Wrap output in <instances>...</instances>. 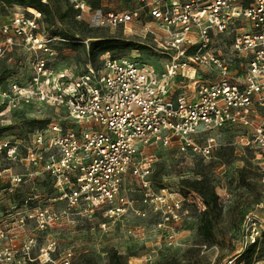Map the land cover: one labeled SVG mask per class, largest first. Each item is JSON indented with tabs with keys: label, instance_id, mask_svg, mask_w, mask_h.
<instances>
[{
	"label": "built area",
	"instance_id": "1",
	"mask_svg": "<svg viewBox=\"0 0 264 264\" xmlns=\"http://www.w3.org/2000/svg\"><path fill=\"white\" fill-rule=\"evenodd\" d=\"M69 1L75 18L86 24L138 25L151 36L146 45L166 62L158 68L104 54L98 66L88 58L81 71L58 68L41 53L58 55L52 40H69L42 28V11L17 6L0 16V58L19 50L31 54L26 83L11 73L0 84V114L31 103L57 110L24 149L18 138L0 137V196L8 195L10 206L0 226V264L39 259L32 255L36 237L62 227L68 211L86 218L99 211L104 227L122 222L130 211L145 217L148 209L155 215L156 244L161 239L166 247L179 244L189 209L204 211L206 201L193 190L183 194L154 187L152 147L210 159L219 147L211 132L238 125L247 130L246 143L252 140L264 157V122L255 118L264 110V0H127L131 7L117 5L124 0ZM230 32V53H225L220 43ZM16 161L27 169L17 171ZM40 172L50 180L53 199L66 201L65 209L27 205L30 197L14 199L18 187ZM127 177L141 189L143 206L135 207L129 198ZM126 230L136 239L146 238L142 225ZM262 232L246 231L240 249L209 264H264V258L244 260ZM53 246L50 242L39 250L48 256Z\"/></svg>",
	"mask_w": 264,
	"mask_h": 264
},
{
	"label": "rangeland",
	"instance_id": "2",
	"mask_svg": "<svg viewBox=\"0 0 264 264\" xmlns=\"http://www.w3.org/2000/svg\"><path fill=\"white\" fill-rule=\"evenodd\" d=\"M59 13L66 11L68 0H50ZM120 7H131L127 0L117 3ZM13 4L4 9V13L14 10ZM57 22L48 25L44 20L42 28L49 35L61 36L59 33L66 27L68 31L80 35L81 42L74 48L71 43L59 39L52 40L50 47L60 54H41L50 58V62L58 68L72 67L76 71L83 70L81 63L88 60V46L92 40L106 38L110 48L104 52H95L91 58L98 66L104 54L126 56L131 59L151 63L158 68L163 67L166 60L157 55V51L146 45L151 36H144L141 28L133 24L115 28L95 25L82 26L69 13ZM234 32L222 35L223 51L230 53V43ZM73 38V36L71 37ZM83 40H87L84 42ZM154 45V44H152ZM225 45V46H224ZM159 48L158 46H153ZM28 51H14L0 58V76L13 74V79L26 83L31 69L28 64ZM240 66L243 63H239ZM240 70V69H239ZM241 72V70H240ZM56 109L40 103H31L23 107L0 114V137H15L22 141V149L30 144L33 132L39 129L38 120H46L55 116ZM1 112V107H0ZM257 120L264 122V110L257 111ZM217 139L218 149L210 159L201 158L191 153H177L163 146L150 148L155 154L152 180L154 187L166 186L172 190L189 189L191 181L204 177L215 188L216 202L208 203L206 210L213 221L214 240L203 241L198 234V225L202 211L190 208L184 217L182 240L171 247L164 246V239L157 242V231L154 228L155 215L147 209L145 217H137L130 211L122 222L102 226L104 220L101 212L92 218L71 214L64 225L53 231L44 232L37 238V248L32 255L40 256L30 264H57L68 260L69 264H209L220 262L234 254L243 246L246 231L255 227L264 231V157L257 153L253 141L249 139L247 130L238 125H226L211 132ZM17 171H25L27 165L21 161L13 163ZM41 173V172H40ZM20 185L15 200L29 198L30 204H44L56 209L66 208L65 200H54L56 193L45 174ZM126 192L135 207L141 203L142 191L134 179L127 177ZM0 196V226L10 206L8 195ZM142 225L146 238L136 239L127 233L126 226ZM54 243L52 250L44 255L39 250L43 245ZM155 249L156 251H152ZM170 251L169 253H167ZM260 251L254 253L258 258ZM264 258V257H263ZM47 260V261H46Z\"/></svg>",
	"mask_w": 264,
	"mask_h": 264
},
{
	"label": "trees",
	"instance_id": "3",
	"mask_svg": "<svg viewBox=\"0 0 264 264\" xmlns=\"http://www.w3.org/2000/svg\"><path fill=\"white\" fill-rule=\"evenodd\" d=\"M48 1H49V4L43 3L42 0H0V16H5V15H8L10 13V11H8L6 13L3 12L4 9H6V7L11 6L13 4H17L18 6L33 7L35 9L42 11V13L44 14V20L46 21V23L48 25L54 24L57 22L63 24L62 19L66 18L69 13H73L74 19L77 20L75 18V9L69 0H68L69 5H68L66 11H64L62 13H60V12L58 13L56 11V9H54V6L50 3V0H48ZM78 22L82 26H88L83 21H78ZM59 34L63 38L69 40L68 42L71 43L70 47L74 48L78 43L81 42L80 35L71 33L70 31H68L66 29V27L63 28V30ZM76 35H78V36H76ZM72 36H73V38H71ZM87 46H88L87 47L88 48V56H89L90 60L93 57L92 54H94L95 52H101L102 53L104 51H107L111 47L109 39H106V38H98V39L92 40L90 42V44ZM11 75H12L11 73L10 74L6 73L4 75H1L0 76V84L6 83ZM37 122H40L39 127L42 128L46 125V123L48 122V119L38 120ZM159 186H161V185H159ZM191 190L196 191L198 194H200L205 199L206 208H207L208 203H210L211 201L216 202V200H217L215 188L212 185H210L208 183V181L206 180V178H204V177L193 179L191 181V185H190L189 189L184 190L182 193L187 194ZM197 230H198V234H199L200 238L203 241L212 242L214 240L213 221H212V218L209 216V211L206 209L204 211H202V214L200 217V223L198 225ZM256 251H260V255H262L258 258L264 257V231L262 232L260 239L256 243H254L248 247L247 251L244 253V260L246 262L252 261L254 258H256V257H254V253ZM169 252L170 251H168L167 253H169Z\"/></svg>",
	"mask_w": 264,
	"mask_h": 264
}]
</instances>
